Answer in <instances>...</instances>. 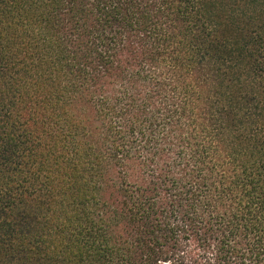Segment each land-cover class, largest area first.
Masks as SVG:
<instances>
[{
    "label": "trees",
    "instance_id": "16d2710c",
    "mask_svg": "<svg viewBox=\"0 0 264 264\" xmlns=\"http://www.w3.org/2000/svg\"><path fill=\"white\" fill-rule=\"evenodd\" d=\"M0 264H264V0H0Z\"/></svg>",
    "mask_w": 264,
    "mask_h": 264
}]
</instances>
